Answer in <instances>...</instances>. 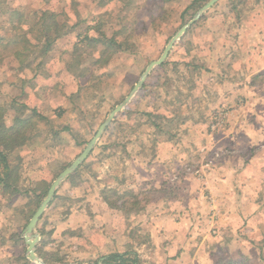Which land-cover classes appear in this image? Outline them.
<instances>
[{"label":"rangeland","instance_id":"1","mask_svg":"<svg viewBox=\"0 0 264 264\" xmlns=\"http://www.w3.org/2000/svg\"><path fill=\"white\" fill-rule=\"evenodd\" d=\"M9 1L26 11L28 20L39 14L38 9L52 4L63 10L62 20L76 25L56 43L25 96L20 88V75L25 71H17L19 62L10 51L3 49L0 54V106L8 108L16 101L43 111L45 99L53 111H47L52 121L39 124L30 147L13 155L16 164L27 163L21 186L27 190L38 186L37 179L44 178L39 183L53 182L71 165L110 113L129 96L148 65L162 56L171 39L210 0H204L197 11L187 9L194 0ZM3 9L0 6L2 14ZM222 13L223 8L216 4L175 43L163 66L151 72L81 166L77 186L70 187L66 181L60 187L61 205L49 206L38 231L42 228L50 233L43 248L63 258L61 264H103L101 256L72 254L73 240L60 247L54 232L58 219L71 209L85 207L93 215L85 200L105 188L118 189L119 194L134 189L144 206L130 215L114 209L110 216L115 218V235L133 231L137 241L145 242L151 216L159 212L190 216L193 230L201 223L200 229L207 231L209 239L221 241L220 254L229 264H264V74H236L240 65L233 53V22L225 25L230 30L226 48L220 38L224 25L217 27L224 24ZM5 19L0 15V36L13 33L11 27H5ZM95 25L102 27H90ZM99 31L109 37L117 33L128 48L101 66L95 62L101 44L96 46L86 38L100 37ZM84 68L86 76L79 77ZM26 73L33 75L31 70ZM237 76L246 78L238 80ZM69 95L73 97L69 107L74 109L63 118L67 111L56 105ZM12 114L9 111L6 119L10 125ZM63 127H71L73 134L54 137ZM16 157L23 159L18 162ZM32 199L34 195L25 193L0 194V264H21L18 258L27 257L24 232L31 211L39 207ZM96 211L97 216L104 214L98 207ZM134 214L146 218L131 223ZM90 242L81 241L82 245Z\"/></svg>","mask_w":264,"mask_h":264},{"label":"crops","instance_id":"2","mask_svg":"<svg viewBox=\"0 0 264 264\" xmlns=\"http://www.w3.org/2000/svg\"><path fill=\"white\" fill-rule=\"evenodd\" d=\"M8 3L11 8H14L9 0ZM217 4H220V8H223L222 16H224V24H220L221 26L218 25L217 27H222L224 25L220 38L224 41L223 45H226V48H228L227 33H229L230 30H226L225 25L229 24V20H232L233 22L231 29L234 40L233 53L236 52V60H238L237 63L240 65V67L236 68V74H243L245 71H247L252 77L264 74V0H220ZM226 14L227 17H225ZM234 27H238L237 31L234 30ZM245 78L246 76H237L238 80ZM244 86L245 84H241L239 87L244 88ZM71 97L72 96L69 95L67 99L64 98L59 105H56V109L60 107L67 111L63 118L70 116L69 109H71V111L74 109L69 107L72 104V101L70 100ZM42 102L45 104L42 105L43 111L29 105L28 107L29 109L36 108L41 114L47 116V111H51V113L53 111L49 109L48 104L45 103V99ZM59 110L61 111V109ZM51 117L52 116H50V118ZM63 129L64 128H62V130ZM71 132L73 133V129ZM65 133L70 136L66 131H62L59 135L64 138L63 134ZM54 134V137H59ZM29 147L30 146L27 145L9 154L13 166H20L19 174L21 177V186L24 181L23 179L26 177L24 175L25 171H27L25 167V164L27 163L16 164L15 161L13 162V155L17 151L28 149ZM161 157H159L158 160H160ZM22 159L23 157H16L18 162ZM157 175H160L158 171ZM43 179L44 178L37 179L35 182L39 183ZM32 180L34 181V178H32ZM33 181L30 185L33 184ZM63 186L64 184L61 188ZM70 187L73 186L70 185ZM57 195L59 198L52 202L51 208L61 205L60 200L63 199V195H59V193H57ZM234 198L236 199V196ZM78 201L83 202L80 200ZM85 201L90 202V209L92 210L93 215L89 214L85 207L83 208L80 206L78 209H71V212H68L70 213L69 215H66L63 219H58V229L54 232L56 241L60 247H62L63 244L68 246V241L73 240L71 253L76 256H101V261H103V257L112 253H125L129 250H135L139 255V264L230 263V261L226 262L224 257L220 254V249L222 248L220 245L222 244L221 241L217 239L212 241V239H209L207 231L200 229V227H202V225H200L201 223H197L195 230H193V223L190 216L178 217L172 216V214L168 215L164 212H159L158 215L151 216L152 224H150L151 226L149 228L147 227L148 232L145 235V242H143L135 239L133 231H122L119 235H115L116 233H114L112 228L113 220L115 218L111 217L110 214L116 209L114 210L109 207V205L103 200L101 193L97 196L94 195L93 199L89 198ZM76 202L77 201H75V203ZM216 203L217 202H215V204ZM96 207L104 211L102 216L96 215ZM214 214L217 215V213ZM145 218L146 216L144 215L134 214L131 216L132 220H130V222L134 223L137 220L144 221ZM146 222H148V220ZM93 225H96L94 226L95 229H93ZM54 230H56L55 227ZM198 230L200 231L199 233L197 232ZM202 231H205V233ZM196 232L199 235L196 234ZM46 233L47 235H50V233ZM88 236L91 237V239ZM197 236L200 237L198 238ZM83 239L91 240V242L82 245L81 241H83ZM99 240L100 242L97 243ZM75 242H78V244Z\"/></svg>","mask_w":264,"mask_h":264},{"label":"trees","instance_id":"3","mask_svg":"<svg viewBox=\"0 0 264 264\" xmlns=\"http://www.w3.org/2000/svg\"><path fill=\"white\" fill-rule=\"evenodd\" d=\"M203 2L204 0H194L187 9L197 11L202 6ZM28 4H31V1H28ZM0 6H4L3 14L0 12V15H3L6 18V22L4 23L5 27H11L10 29L13 32L9 36H0V54L3 52V49L10 51V54H13L14 59L19 62L20 68L17 69V71L19 73L25 71L24 74L20 75L21 95L25 96L27 95V89L32 87V82L38 78V75L40 77V71L44 66L45 60L47 59L46 57L53 50L56 43L70 33L76 25L70 26L67 21L62 20L61 17L63 15V10L58 11L52 4L42 7V9H38L39 14H34V17L32 19L30 17V20L27 19L26 11L16 7L11 8L8 0L0 1ZM90 27H102V25ZM100 34V37H86L90 42L94 44L96 43V46L97 43L101 44V49L98 54L99 58L95 61L99 66L108 63L110 58L114 55L119 56L122 52L128 50V48L124 47L122 41L117 38V33L116 35L114 33L111 37L103 32ZM77 50L80 49L77 48ZM35 61H38V63L35 65L36 67H32V63ZM80 63L81 61H78L77 64ZM26 70L33 71V75L31 74V77L28 76ZM85 72H87L86 68L82 69L78 76L85 77ZM2 89L3 86L0 82V96L2 94ZM9 111L14 112V114H12L13 121L11 125L6 121ZM58 116H61V113H59ZM51 121V119L41 114L36 108L29 109L26 103L13 101L8 108L0 106L1 195L15 196L24 193L28 197L34 195L35 199H32V201L37 204L36 207L39 206L47 195L52 182L42 181L41 183H37L38 186L34 189L24 190L21 188V177L19 174L20 166H13L9 154L27 145H31L30 141L33 136H35L34 132L37 127L38 130L36 133L40 131L39 124H49ZM63 128L62 131H72L69 127ZM59 134L60 132H55L54 135L59 136ZM70 134L72 135L73 133L71 132ZM78 144L81 143L78 142ZM65 168L66 167H64V169ZM80 168L67 179L72 186H77L78 184L77 178L79 176ZM101 196L110 208L123 211L127 215H130L131 213H139L144 209V206L140 205L141 201L139 200L138 195L135 194L134 189H126L123 194H119L118 189L105 188L101 191ZM127 196L129 199H124ZM58 198L59 196L56 195L54 201ZM120 200H123L122 204L118 203ZM31 213L34 214L35 210L33 209ZM39 231L41 233V241L37 247L38 255L46 264H61L63 258H56L51 255L52 253L45 251L43 247L47 243L45 239L47 233L42 228ZM18 261H22L21 264H34V262L28 260L25 255L18 258ZM103 264H139V255L135 250H129L125 253L115 252L103 257Z\"/></svg>","mask_w":264,"mask_h":264},{"label":"water","instance_id":"4","mask_svg":"<svg viewBox=\"0 0 264 264\" xmlns=\"http://www.w3.org/2000/svg\"><path fill=\"white\" fill-rule=\"evenodd\" d=\"M220 0H210L207 2L195 15V17L187 23L184 27L180 29V31L171 39L167 47L165 48L162 56L157 61H152L148 67L146 68L145 72L141 76L139 82L135 85L132 92L129 96L120 104L118 105L107 117V119L102 123L99 127L95 136L89 141L86 148L83 152L69 165L65 168L58 177L52 182L47 195L33 214L32 218L30 219L28 225L26 226L24 232V240L28 246L27 248V258L31 262L36 264H46L40 256L37 254V246L41 241V233L38 231V224L41 221L44 213L52 204L57 195L59 188L67 181L68 177L75 173L82 164L90 157L93 153L95 148L97 147L99 141L103 137L104 133L108 129V127L112 124V122L116 119V117L130 104L134 96L140 91L144 83L146 82L147 78L151 74V72L157 68L161 67L165 61L167 60L172 48L174 47L175 43L179 41L187 31L194 25L197 21L201 19L203 14L213 8ZM102 264V263H99Z\"/></svg>","mask_w":264,"mask_h":264}]
</instances>
